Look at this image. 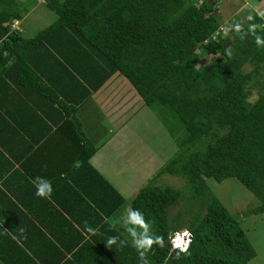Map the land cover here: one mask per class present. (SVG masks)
Returning a JSON list of instances; mask_svg holds the SVG:
<instances>
[{"label":"trees","instance_id":"1","mask_svg":"<svg viewBox=\"0 0 264 264\" xmlns=\"http://www.w3.org/2000/svg\"><path fill=\"white\" fill-rule=\"evenodd\" d=\"M252 1L258 5L263 0ZM36 2L0 0V74L18 75L28 107L40 109L53 132L54 126L66 132L70 147L76 144L79 199L89 196L97 205L99 198L109 200L107 215L126 202L91 163L98 145L77 116L94 92L122 73L178 144L158 175L185 177L201 202L188 223L191 243L182 252L171 247L169 235L184 226L181 215L170 218V208L183 190L152 182L138 190L131 208L140 210L150 232L164 239L163 247L153 244L147 252L149 264H249L256 253L242 221L217 197L207 178L237 179L260 200L250 213H264V47L249 31L256 24V35L264 38V11L254 9L246 21H232L225 31L218 0H45L57 17L28 36L13 20L22 19ZM199 57L205 62L199 64ZM247 64L250 69H245ZM32 85L35 98L29 91ZM255 88L259 100L252 102L249 96ZM14 217L0 214V264H39L34 257H42L41 252L12 236L22 233L15 229ZM104 223L107 238L96 239L101 251L93 245L96 254L86 263L75 256L64 259L62 249L53 244L62 255L42 257L43 263L141 264L125 228L113 219ZM117 236L128 243L108 245L109 238Z\"/></svg>","mask_w":264,"mask_h":264},{"label":"crops","instance_id":"2","mask_svg":"<svg viewBox=\"0 0 264 264\" xmlns=\"http://www.w3.org/2000/svg\"><path fill=\"white\" fill-rule=\"evenodd\" d=\"M1 66L0 69L3 68ZM3 74H0V214L13 213L14 227L22 233H17L16 236L13 232L12 236L17 238L19 243L31 246L36 253L41 252V256L47 260L50 259L49 257H58L64 253V259H72L75 256L86 263L95 256L94 247L100 248L96 239L104 241L107 238L104 233L109 228L104 222L113 219L122 227L121 215L125 208L131 207V199L142 187L141 182L132 183L131 175L122 174L121 166L124 164L135 166L133 160H136L143 163L135 166V170L138 171L141 167L150 165L154 174L166 159L168 160L169 155L175 152L173 148L174 145L177 146L176 139L165 121L156 113L161 119L159 132H165L163 128L165 125L170 134L166 142L168 145L165 148L161 145L164 144L163 142L159 144L149 142L147 145L146 129L142 127L153 126L154 123L156 124L154 121L158 119L153 115V109L152 111L148 106L144 107L147 104H142V96L134 86L136 93L132 94L133 87L130 83L124 89L125 92H130L127 96L124 90L121 95H117L118 87L112 91L101 87L81 105L77 116L84 132L98 145L90 161L126 198L123 206L117 210H111V215H107L105 210H110L112 207L109 200L104 201L98 197L99 205H97L92 197L86 196L85 200L79 199L78 185L75 180L78 177L77 169L74 167L79 165L80 156L76 144L70 147L66 132L57 131L55 126L53 132L52 127H47L46 119H42L40 109L35 111V107L32 110L34 105L31 109L28 107L27 103L30 100L22 91V85L20 87L18 75L1 77ZM29 91L32 98H35L33 85ZM99 112L107 117L110 128L115 129L111 130L106 137H101L100 142H96V138L90 133L99 132L93 125ZM53 115L61 121L58 113ZM48 121L51 124V118ZM89 125L90 130H88ZM138 129L142 130L140 141L145 142L147 146L140 147L139 151L133 155L137 158H133L127 154V149L130 147L128 144L131 141V137H127V134H137ZM154 129L157 130L156 125ZM170 144L172 152L166 151ZM137 147L135 146V149ZM118 165H121L120 169ZM71 169H74L72 172L74 176L72 173L68 174ZM79 177L82 178L81 175ZM37 178L51 181L53 191L50 197L36 195V185L39 183ZM78 180L80 179L77 178ZM99 215L102 216V222ZM84 218L87 222H84ZM81 219L88 227L81 224ZM89 228L93 229L94 233L89 232ZM39 230L44 231L48 238L42 236ZM88 242H91L92 246ZM52 244L55 248H59L58 250L62 249V253L54 249ZM102 253L104 254L103 250ZM42 257L34 258L37 263L44 264ZM60 263L62 260L56 262V264Z\"/></svg>","mask_w":264,"mask_h":264},{"label":"rangeland","instance_id":"3","mask_svg":"<svg viewBox=\"0 0 264 264\" xmlns=\"http://www.w3.org/2000/svg\"><path fill=\"white\" fill-rule=\"evenodd\" d=\"M217 4L219 7L222 25L224 26L225 31L229 29L232 21H235L237 23L246 21L249 14L254 9H257L261 12L264 11V0L258 5H254L252 0H218ZM56 17V12L46 5L45 0H38V2L30 6L29 10L24 14V17L22 19L13 20V26L24 30V34L32 36L44 26L50 24L53 20H55ZM211 59L212 54L207 55V60L210 61ZM203 62L205 61L199 57L198 63L202 64ZM250 68L251 66L248 64L245 67V69ZM128 81L127 77L122 73H115L103 86V89L107 88L111 89L112 91L114 90V88L116 89L118 87L116 89V91L118 92L117 95H121L122 90H124L125 87L127 88L126 85H128V83H130L131 87L134 86L129 79ZM132 89V94L136 93V89L134 87ZM128 93L130 94V92ZM128 93L125 92L126 96L128 95ZM125 94L123 95L125 96ZM141 99L142 104L145 103L142 97ZM249 99L252 102H256L257 100H259V92L257 88H255L250 94ZM147 106L152 110L149 105H144V107ZM153 113V115H155L158 119V121H154L156 122V124L154 123L153 126L146 125L145 127H142L144 130L146 129L147 145L149 144V142H156L157 144L163 142L164 144L161 145L165 148L168 145L166 142L168 141V136L170 137V134L165 128V125L163 127L165 129V132H159V129L161 128V125L159 124L161 123V119L157 117L155 111H153ZM98 115L99 116H96L97 120L93 123V125L96 129H98L99 132L90 133L91 135H93V137L96 138V142H100L101 137H106L107 134L111 133V130L113 131L115 129L110 128V123L103 113L99 112ZM81 117L84 119L83 115H81ZM155 125L157 126V130L154 129ZM90 129L91 128L89 125L88 130ZM141 134V129H138L137 134H127V137H131L130 144H128L130 145V147H128L127 149V154H129V157H133V155H135V152L139 151L140 147L146 148L144 146L146 145V143L140 141ZM125 143L127 142L125 141ZM135 146H138L137 149H135ZM177 146L174 145L173 150L175 152L169 155V158H171L177 152ZM170 147H172L171 144L169 147H167L166 151L169 150L170 152H172V148L170 149ZM164 154H166L165 151ZM166 161L154 174H152L153 171H151L152 168L150 165H145L141 167V169H138V171L135 170L140 163H143L136 160H133V164L136 167H131L128 164H124L122 166L118 165V167L120 169L121 166L122 174L125 173L126 175L132 176L131 180L133 184L136 182H141L140 185L143 186L149 182H152L163 186L166 184H172L176 187L181 188L183 190V197L180 198L179 201L170 208V218L172 219L178 215H181L180 219L184 223V226L181 227V229H184L188 227V223L190 222V220L194 217L195 213L199 211L201 202L200 200H197L193 197V189L189 184L186 183L187 180L185 177L170 173L158 175L159 170L163 167ZM149 173L151 174L148 176L145 175ZM207 181L211 189L216 193L217 197L224 203V205L230 210V212L242 221V225L245 228L244 230L246 231V235L256 253L255 256L249 261V264H264V213H250L249 211L251 209L253 210L260 203V200L254 195L253 192L247 189L241 182H239L235 178H229L224 180L223 182H218L215 178L208 177Z\"/></svg>","mask_w":264,"mask_h":264},{"label":"clouds","instance_id":"4","mask_svg":"<svg viewBox=\"0 0 264 264\" xmlns=\"http://www.w3.org/2000/svg\"><path fill=\"white\" fill-rule=\"evenodd\" d=\"M257 27L259 26L252 24L249 26V31L255 36L256 44L264 47V38L256 35ZM236 29L237 31H240V25H237ZM37 179L39 180V183L36 185V195L44 198L50 197L53 191L51 181L43 178ZM121 222L126 232L131 237L132 246L136 248L141 264H149V261L146 258L147 252L152 248L153 244H159L163 247V237L152 234L150 232L151 225L145 220L144 214L140 210L133 209L130 206L124 209V212L121 215ZM188 229H184L182 232H177L174 237L169 235V242L171 244L172 240V246L174 249L179 248L180 251L187 252L192 238V233ZM88 231L93 232L94 230L89 228ZM118 241L120 247H124L128 243L126 240H120L117 236L109 238L108 245L117 244Z\"/></svg>","mask_w":264,"mask_h":264},{"label":"built area","instance_id":"5","mask_svg":"<svg viewBox=\"0 0 264 264\" xmlns=\"http://www.w3.org/2000/svg\"><path fill=\"white\" fill-rule=\"evenodd\" d=\"M184 229H188V228H184ZM184 229H178V230H174V231H172L171 232V234H170V236L171 237H174L175 236V234L177 233V232H182ZM188 230H190V229H188ZM171 240V239H170ZM171 247L173 248V246H172V240H171ZM161 264H164V263H161Z\"/></svg>","mask_w":264,"mask_h":264}]
</instances>
